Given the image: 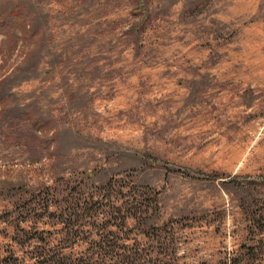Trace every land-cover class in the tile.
<instances>
[{"label":"rangeland","instance_id":"1","mask_svg":"<svg viewBox=\"0 0 264 264\" xmlns=\"http://www.w3.org/2000/svg\"><path fill=\"white\" fill-rule=\"evenodd\" d=\"M264 264V0H0V264Z\"/></svg>","mask_w":264,"mask_h":264},{"label":"trees","instance_id":"2","mask_svg":"<svg viewBox=\"0 0 264 264\" xmlns=\"http://www.w3.org/2000/svg\"><path fill=\"white\" fill-rule=\"evenodd\" d=\"M35 264H38L37 262Z\"/></svg>","mask_w":264,"mask_h":264}]
</instances>
